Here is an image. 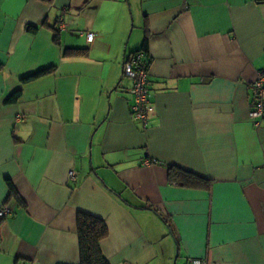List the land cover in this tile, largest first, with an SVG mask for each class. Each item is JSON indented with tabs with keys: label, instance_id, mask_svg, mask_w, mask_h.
I'll return each instance as SVG.
<instances>
[{
	"label": "crops",
	"instance_id": "0c3cea01",
	"mask_svg": "<svg viewBox=\"0 0 264 264\" xmlns=\"http://www.w3.org/2000/svg\"><path fill=\"white\" fill-rule=\"evenodd\" d=\"M144 45L146 128L122 76ZM260 71L264 0H0V264H79L78 212L104 221L109 264H264Z\"/></svg>",
	"mask_w": 264,
	"mask_h": 264
},
{
	"label": "built area",
	"instance_id": "2783aa9c",
	"mask_svg": "<svg viewBox=\"0 0 264 264\" xmlns=\"http://www.w3.org/2000/svg\"><path fill=\"white\" fill-rule=\"evenodd\" d=\"M62 23V22H60ZM94 35L86 34V42H92ZM143 52H135L128 56L122 63V76L131 83L129 94L133 99L130 107L131 117L137 121L142 128H146L149 118L153 113L151 102L150 87L151 83L148 76V64L144 62ZM251 96V111L248 115L255 129H258L264 122V72L256 73L254 80L249 85ZM68 179L75 181L76 174L73 171L68 173ZM11 211L6 206L0 208V220L9 216ZM187 264H208L205 260H188Z\"/></svg>",
	"mask_w": 264,
	"mask_h": 264
},
{
	"label": "trees",
	"instance_id": "16d2710c",
	"mask_svg": "<svg viewBox=\"0 0 264 264\" xmlns=\"http://www.w3.org/2000/svg\"><path fill=\"white\" fill-rule=\"evenodd\" d=\"M29 32H35L34 28L28 27ZM58 32L54 29V39L57 40ZM146 45L139 50L145 55L144 62L149 63L148 55L146 52ZM138 52V51H137ZM82 51L80 50H64L65 56L80 55ZM53 71V68L39 71L31 76L21 79V84H26L30 81L36 80L42 76H45ZM20 90H17L10 96L6 103H16L20 97ZM168 181L174 183L179 181V183L187 188H202L207 185V181L201 179L200 177L181 170L177 167H170L168 169ZM9 193L11 196H16L13 187L9 184ZM76 228H77V238H78V250H79V264H109L102 253L101 243L107 237L108 230L102 219L88 215L86 213L78 212L76 215Z\"/></svg>",
	"mask_w": 264,
	"mask_h": 264
}]
</instances>
